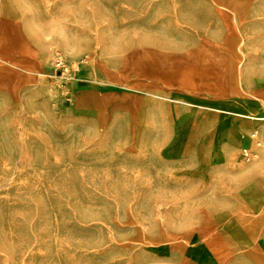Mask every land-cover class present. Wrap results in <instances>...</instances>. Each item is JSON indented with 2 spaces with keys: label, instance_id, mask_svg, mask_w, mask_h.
Returning a JSON list of instances; mask_svg holds the SVG:
<instances>
[{
  "label": "rangeland",
  "instance_id": "obj_1",
  "mask_svg": "<svg viewBox=\"0 0 264 264\" xmlns=\"http://www.w3.org/2000/svg\"><path fill=\"white\" fill-rule=\"evenodd\" d=\"M221 1L0 0V264H264V0Z\"/></svg>",
  "mask_w": 264,
  "mask_h": 264
},
{
  "label": "bare ground",
  "instance_id": "obj_2",
  "mask_svg": "<svg viewBox=\"0 0 264 264\" xmlns=\"http://www.w3.org/2000/svg\"><path fill=\"white\" fill-rule=\"evenodd\" d=\"M220 3H222V1L220 0ZM223 15V14H222ZM227 15V14H226ZM224 16V15H223ZM228 16H226L227 18ZM62 58V57H61ZM59 58V59H61ZM235 71V70H234ZM237 82V78L234 80V83ZM244 113H246L245 110H240L239 114L242 116H246L244 115ZM257 119H259L261 121V129L263 134L258 135L255 132H253L252 135H254V138H259V140H255L253 139V153L252 155H250L249 152L246 153V155H248L249 157L247 158L249 162H251L252 160L255 159V163L252 165H241V166H237V165H232L230 166L231 169H235L236 171L239 172H244L245 174L251 175V173H253L254 170H257L259 168V166H261L262 164H264V151H262V149L264 148V113H262L259 117H257ZM234 127V126H233ZM232 130V129H231ZM226 132V131H225ZM226 134V133H225ZM228 134V133H227ZM228 137V136H227ZM222 138V137H221ZM223 141V140H222ZM219 142V141H218ZM223 148V147H222ZM255 149V150H254ZM219 150V149H218ZM261 150V151H259ZM251 157V159H250ZM219 158V157H218ZM225 162V161H224ZM259 192L257 191V189L255 191H247L246 193L242 192V196L247 200V204L249 207V213L252 217H257L255 216V213L257 211V209H259V207H262L264 204L258 203L256 201ZM261 194V193H260ZM50 201V200H49ZM16 205V204H15ZM52 205V204H51ZM52 209V208H51ZM260 212H262V210H260ZM90 213V212H89ZM55 214V213H54ZM87 215V214H86ZM30 222V221H29ZM37 222V221H36ZM32 226V225H30ZM19 229V228H18ZM21 231V230H20ZM26 231V230H25ZM40 232V231H39ZM32 234V233H31ZM20 236V235H19ZM39 236V235H37ZM18 239V238H17ZM80 239V238H79ZM20 242V241H19ZM27 247V245H26ZM13 248V247H12ZM23 248V247H22ZM16 253V252H15ZM33 253V252H32ZM32 255V254H31ZM29 258V257H28ZM63 258V257H62ZM42 263V262H41Z\"/></svg>",
  "mask_w": 264,
  "mask_h": 264
},
{
  "label": "built area",
  "instance_id": "obj_3",
  "mask_svg": "<svg viewBox=\"0 0 264 264\" xmlns=\"http://www.w3.org/2000/svg\"><path fill=\"white\" fill-rule=\"evenodd\" d=\"M59 66L62 67L66 72H68V69H66V67L64 68L62 61H60ZM246 157L248 158L249 156L246 155Z\"/></svg>",
  "mask_w": 264,
  "mask_h": 264
}]
</instances>
